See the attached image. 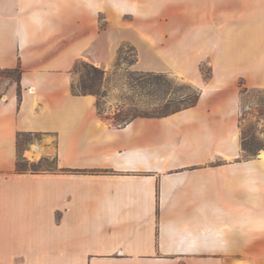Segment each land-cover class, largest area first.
<instances>
[{
    "label": "crops",
    "instance_id": "obj_1",
    "mask_svg": "<svg viewBox=\"0 0 264 264\" xmlns=\"http://www.w3.org/2000/svg\"><path fill=\"white\" fill-rule=\"evenodd\" d=\"M124 44L198 103L116 124L73 91L76 61L110 69ZM18 65L20 101L0 74V264H264V178L224 175L255 160L240 82L264 87V0H0V68ZM19 132L57 169L18 172Z\"/></svg>",
    "mask_w": 264,
    "mask_h": 264
},
{
    "label": "rangeland",
    "instance_id": "obj_2",
    "mask_svg": "<svg viewBox=\"0 0 264 264\" xmlns=\"http://www.w3.org/2000/svg\"><path fill=\"white\" fill-rule=\"evenodd\" d=\"M123 46L122 59L119 60V63H117V55L113 67L105 69L106 74L102 90H105L106 95L100 100V108L108 113L116 124H122L137 114H157L183 106L200 88L191 80L172 72L141 71L137 69L135 66L137 59L135 47L131 44H124ZM80 60L90 62L86 58ZM201 64L204 72L207 73L210 68L209 63L205 61ZM79 68L84 70L81 63H79ZM150 72L164 74V77L158 83H152L149 76H140L141 73ZM80 73L74 74L75 82H78ZM2 74L5 78L10 79L18 76L17 71L4 70ZM250 88L252 90L250 93L245 94L243 97L240 94V116H245L240 128V135L243 131L249 132L251 136H256L259 143L264 144V87L262 89ZM30 149L31 147L26 146L22 150V155L29 162H38L44 157L43 155L40 157L29 155ZM262 150L264 148L259 150V153L252 158L255 160L250 168L247 163L235 165V168L224 166L225 178H228V175L237 173L239 178H264V161L259 160V154ZM244 155L246 154L241 152L238 160L241 162L246 160ZM49 157L50 159L44 163L42 168L57 167L55 156ZM226 162L221 160L215 164H225ZM263 234L264 231H257L258 238Z\"/></svg>",
    "mask_w": 264,
    "mask_h": 264
},
{
    "label": "trees",
    "instance_id": "obj_3",
    "mask_svg": "<svg viewBox=\"0 0 264 264\" xmlns=\"http://www.w3.org/2000/svg\"><path fill=\"white\" fill-rule=\"evenodd\" d=\"M123 48H124V46L119 49L118 62L117 63H119V60L122 59ZM132 49L134 50V47ZM79 63L82 64V66L84 67V70H80ZM200 69H201L205 79H209L210 77H212V68L211 67L208 69L207 73L204 72L202 64L200 66ZM4 70H6V71H17L18 72V76H17V78H14V80H16L18 82V96H19V101H20L21 100L20 77H21V73H22L21 66L18 65L15 68H6V69L0 68V74L2 76H4L2 74V72ZM72 71L74 74L81 72L78 82H73V85H72L73 91L75 93H78V94L90 93V94L96 95L97 96V108L100 112H104L100 108V100L102 97H104L106 95L105 90H102L106 70L100 66L95 65L92 62H87L84 60H78L74 64ZM146 75L150 77V80L152 83H158L160 81V79H162L164 77V74L153 73V72L146 73V74L141 73L140 76L144 77ZM255 88L262 89V87H255ZM251 91H252L251 88L244 85V82L241 80V82H240V94H241V96L243 97L245 94L250 93ZM200 96H201V89L199 88V89H197V92L194 94V96H192L190 98V100L188 102H186L183 106L176 107L173 110L165 111V112L157 113V114H147V113L146 114H137V115L132 116V118L126 120L125 122L130 121L131 119L138 117V116H162V115L174 112V111H178V110H181L184 108L194 106L198 103ZM244 119H245V116L241 115L240 119H239L240 128L242 127V123H243ZM35 136H37V133H33V132H19L17 134L18 157H17V162H16V169L18 172H29V171H31V172H42V171H53V170L57 169V167L42 168L44 163L50 159L49 156H44L38 162H29L22 155L23 148L28 146L29 143L33 141ZM263 148H264V144L259 143V141L256 139V136H254V135L251 136L249 132L247 133V132L243 131V133L241 135V149H242L243 154L244 153L246 154V155H244V158L246 160L254 158L259 153V150H261ZM55 160H56V157H55ZM56 162H57V160H56Z\"/></svg>",
    "mask_w": 264,
    "mask_h": 264
},
{
    "label": "bare ground",
    "instance_id": "obj_4",
    "mask_svg": "<svg viewBox=\"0 0 264 264\" xmlns=\"http://www.w3.org/2000/svg\"><path fill=\"white\" fill-rule=\"evenodd\" d=\"M44 148L40 146H33L31 150L29 151V155L35 156V157H40L44 154Z\"/></svg>",
    "mask_w": 264,
    "mask_h": 264
}]
</instances>
